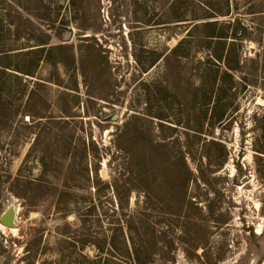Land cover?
<instances>
[{"label": "rangeland", "instance_id": "rangeland-1", "mask_svg": "<svg viewBox=\"0 0 264 264\" xmlns=\"http://www.w3.org/2000/svg\"><path fill=\"white\" fill-rule=\"evenodd\" d=\"M182 2L0 0V44L20 48L0 52V264H98L113 238L116 263L143 245L148 264H264V15L231 0L251 29L237 73L248 81L208 123L196 39L166 55L189 29L180 4L225 1ZM29 58L31 74L18 69Z\"/></svg>", "mask_w": 264, "mask_h": 264}, {"label": "trees", "instance_id": "trees-1", "mask_svg": "<svg viewBox=\"0 0 264 264\" xmlns=\"http://www.w3.org/2000/svg\"><path fill=\"white\" fill-rule=\"evenodd\" d=\"M186 3L189 0H183ZM223 8H209L206 6L203 8L202 12H196L186 8L187 6H182L183 10L177 13L178 21L185 22L186 26H189L188 32L179 40V42L170 50L166 55L168 58L172 56H187L190 54L192 44L191 41L193 38L196 39L197 48L201 49L204 53L203 56L199 57L198 62V77L199 84L197 90L203 92L204 99H207V103H212L211 109L209 111L210 115L208 116V123H214L215 121H220L224 119V112L219 111V107L226 106V98H231L232 96H238V93L243 88V85L246 86V81H248L247 75L238 76L237 73L242 70V52L239 49L240 43L248 40L250 36L249 31L251 30L249 25L242 19V15L239 11L240 6L239 2H234V6L231 3V0H224ZM246 13H259L264 15V0L249 3L245 8ZM3 13L0 11V24L3 21ZM228 16L227 19L221 20L219 17ZM261 23H264L261 22ZM203 28L207 30L205 33L195 34ZM221 29L217 31L216 29ZM2 27L0 28V32ZM3 34L0 33V41ZM30 37V36H29ZM264 40V36H262ZM49 42L44 38L37 43L38 51L41 54L46 51L47 44ZM20 48H16L14 42L12 44H0V52H4V55L12 53V51ZM50 49V48H49ZM2 54V53H1ZM152 58L149 60L147 67L153 66L161 55L159 52L157 55L152 53ZM33 58H29V62L26 66L21 69L22 72L31 74L33 73ZM5 67V66H4ZM7 67V66H6ZM240 70V71H241ZM241 80V81H240ZM244 82V83H242ZM242 86V87H241ZM227 107V106H226ZM208 113V111L206 112ZM206 116V115H205ZM207 117V116H206ZM254 120L257 126L260 125L259 130V143L255 142V160L258 163V170L262 173V178H264V107L261 112H256L254 114ZM218 142V140H214ZM212 141V142H213ZM220 143V142H219ZM143 153V157H145ZM223 163V162H222ZM222 163L218 164L221 166ZM238 168H242L241 165H238ZM109 242V247H106V242L98 244V253L97 258L93 260L94 263L102 264H148L152 260V254L150 248H145L141 245L140 252L143 253L141 256L137 252L136 259L134 262H118L116 263V258L114 257V251L117 246L114 238ZM84 246V244H83ZM128 252V246L124 245ZM121 251V250H120ZM85 259L88 260V254H82Z\"/></svg>", "mask_w": 264, "mask_h": 264}, {"label": "water", "instance_id": "water-1", "mask_svg": "<svg viewBox=\"0 0 264 264\" xmlns=\"http://www.w3.org/2000/svg\"><path fill=\"white\" fill-rule=\"evenodd\" d=\"M246 176L245 178L242 179V181L246 180ZM2 222L6 225L12 226L13 225V217L12 214L6 213L4 214V216L2 217Z\"/></svg>", "mask_w": 264, "mask_h": 264}]
</instances>
